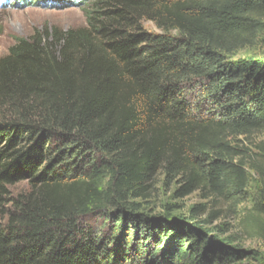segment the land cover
Masks as SVG:
<instances>
[{
  "label": "trees",
  "instance_id": "1",
  "mask_svg": "<svg viewBox=\"0 0 264 264\" xmlns=\"http://www.w3.org/2000/svg\"><path fill=\"white\" fill-rule=\"evenodd\" d=\"M78 4L86 26L16 39L0 58V264L242 257L198 222L205 206L182 218L139 201L176 181L179 198L240 200L231 139L264 134V0ZM242 223L264 234V209Z\"/></svg>",
  "mask_w": 264,
  "mask_h": 264
},
{
  "label": "rangeland",
  "instance_id": "2",
  "mask_svg": "<svg viewBox=\"0 0 264 264\" xmlns=\"http://www.w3.org/2000/svg\"><path fill=\"white\" fill-rule=\"evenodd\" d=\"M79 1L0 0V58L9 52L16 39L30 38L46 30L66 31L86 26V16ZM144 27L151 33H161L152 22L144 23ZM258 52L256 47L247 48L236 53L233 59L249 58ZM231 146L239 155L235 163L244 165L248 181L240 200L204 199L203 192L179 198L175 194L182 185L176 181L171 187L160 183L152 197L139 203L148 214L164 215L169 210L171 215L182 218H188L193 207L203 205L206 211L198 217V222L204 226L210 222L208 229L212 235L242 254L229 264H264V234H251L242 223L252 208L259 205L264 209V176L252 169L264 163V151L261 150L264 134L232 138ZM26 189L27 184L23 182L14 186L12 191L18 194Z\"/></svg>",
  "mask_w": 264,
  "mask_h": 264
}]
</instances>
